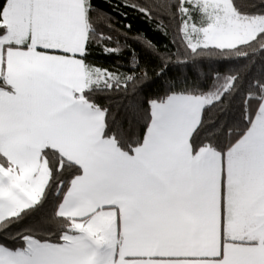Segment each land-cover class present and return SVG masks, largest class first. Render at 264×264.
<instances>
[{
  "label": "snow or ice",
  "instance_id": "1",
  "mask_svg": "<svg viewBox=\"0 0 264 264\" xmlns=\"http://www.w3.org/2000/svg\"><path fill=\"white\" fill-rule=\"evenodd\" d=\"M105 3L125 16L129 10L151 13L150 0ZM130 29L118 28L94 0H0V264H108L109 256L115 264L119 251L113 256L111 231L96 213L115 212L121 243L125 226L195 214L196 189L167 150L178 99H143L151 79L129 40L161 54L145 34L129 35ZM96 46L106 56L127 53L129 70L93 63ZM116 93L122 120L113 101L97 99ZM125 120L142 131L145 122L153 123L152 141L137 147L142 141L125 133ZM37 158L47 162L49 175L33 203L25 193L35 184L39 169L29 173ZM223 191L222 180V202ZM65 197L93 209L86 228L72 226L71 219L66 228L60 224ZM45 231L41 239L52 243L36 239Z\"/></svg>",
  "mask_w": 264,
  "mask_h": 264
},
{
  "label": "crops",
  "instance_id": "2",
  "mask_svg": "<svg viewBox=\"0 0 264 264\" xmlns=\"http://www.w3.org/2000/svg\"><path fill=\"white\" fill-rule=\"evenodd\" d=\"M174 96L178 107L171 122L167 150L196 189V212L132 230L125 226L121 232L123 243L119 238V248L116 246L119 258L115 264H264V135L248 132L226 154L209 148L193 154L190 141L210 101L201 96ZM262 113L250 130L261 120ZM153 114L155 119L156 109ZM154 133L151 123L140 148L152 141ZM41 168L42 162L37 158L29 176L39 169L38 177ZM43 189L36 181L25 194L36 203ZM92 211L79 200L65 197L59 214L77 219L74 226L80 223L86 228V214ZM111 213L115 215L114 211L95 215L104 222ZM126 256L133 258L125 259Z\"/></svg>",
  "mask_w": 264,
  "mask_h": 264
},
{
  "label": "trees",
  "instance_id": "3",
  "mask_svg": "<svg viewBox=\"0 0 264 264\" xmlns=\"http://www.w3.org/2000/svg\"><path fill=\"white\" fill-rule=\"evenodd\" d=\"M94 3L97 8L111 14L118 28L130 25L129 35L145 34L161 54H153L139 42L129 40L140 54L141 66L149 71L151 80L141 90L144 100L172 94L201 96L210 101L205 105L200 125L192 136L193 150L209 148L226 154L248 134L264 103V31L250 42L232 48H192L183 34L184 23L189 20L190 15L195 22L203 17L200 7L192 2L150 0L149 17L131 10L126 16L112 11L105 0H94ZM232 4L242 17L264 16V0H232ZM185 8L189 10L188 14L184 12ZM99 27L103 28V25ZM127 56V53L123 57L106 56L96 46L89 59L102 67L120 66L119 70L126 72L129 70ZM163 61L165 65L161 69ZM165 81H170L172 87L165 84ZM97 99L100 103L113 101L110 107L116 110L117 120L126 116L123 107H116L115 102L120 99L119 93L101 95ZM124 122L125 133L130 131L131 139L142 141L137 145L141 147L151 122H145L144 131L139 125L129 129L126 120ZM41 162L48 169L47 162ZM44 208H49L48 201H45ZM57 214L61 216L59 212ZM64 218L66 219H62L60 224L65 228L69 225V219L72 226L78 221ZM47 235L46 231L38 233L36 239L41 243H52L53 241L41 239Z\"/></svg>",
  "mask_w": 264,
  "mask_h": 264
},
{
  "label": "rangeland",
  "instance_id": "4",
  "mask_svg": "<svg viewBox=\"0 0 264 264\" xmlns=\"http://www.w3.org/2000/svg\"><path fill=\"white\" fill-rule=\"evenodd\" d=\"M192 2L200 7L203 17L195 22L193 16H189L183 26V34L187 43L192 48L215 46L219 48H232L253 40L260 32L264 31V16L247 18L240 16L234 9L232 0H184ZM185 13H189L187 8ZM54 39V37H53ZM261 111L260 121L249 132H261L264 135V103ZM262 108V107H261ZM264 151V145L262 147ZM48 169L42 166L36 179L41 186L48 181ZM35 181V182H36ZM42 191V189H41ZM42 193V192H41ZM102 223L111 231L112 254L116 255V246L119 238L116 234V217L109 214ZM108 263L112 264V256H109ZM117 263V262H116Z\"/></svg>",
  "mask_w": 264,
  "mask_h": 264
}]
</instances>
